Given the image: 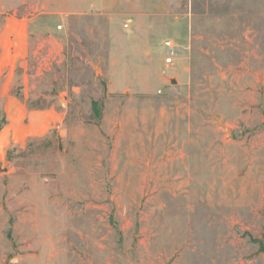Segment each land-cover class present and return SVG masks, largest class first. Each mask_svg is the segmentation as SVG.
Here are the masks:
<instances>
[{"label": "rangeland", "instance_id": "374dc122", "mask_svg": "<svg viewBox=\"0 0 264 264\" xmlns=\"http://www.w3.org/2000/svg\"><path fill=\"white\" fill-rule=\"evenodd\" d=\"M0 264H264V0H0Z\"/></svg>", "mask_w": 264, "mask_h": 264}, {"label": "crops", "instance_id": "0c3cea01", "mask_svg": "<svg viewBox=\"0 0 264 264\" xmlns=\"http://www.w3.org/2000/svg\"><path fill=\"white\" fill-rule=\"evenodd\" d=\"M27 24V23H26ZM27 26V25H26ZM22 27V26H21ZM16 31H17V34L19 35V36H21V39L19 38H15V42H14V44L17 46V48H20V49H23L26 45H25V43H26V40H27V33H26V30H25V28H17L16 29ZM19 53H16V55L15 56H17Z\"/></svg>", "mask_w": 264, "mask_h": 264}, {"label": "built area", "instance_id": "2783aa9c", "mask_svg": "<svg viewBox=\"0 0 264 264\" xmlns=\"http://www.w3.org/2000/svg\"><path fill=\"white\" fill-rule=\"evenodd\" d=\"M165 46H166V48H167L168 54H167V56L164 58V62H165L166 64H169V63H171L172 60H173L174 48H173V46H172V44H171L170 41H165Z\"/></svg>", "mask_w": 264, "mask_h": 264}]
</instances>
